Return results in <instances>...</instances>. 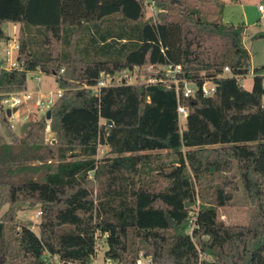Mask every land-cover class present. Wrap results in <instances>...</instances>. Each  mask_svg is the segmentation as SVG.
I'll use <instances>...</instances> for the list:
<instances>
[{
  "label": "trees",
  "instance_id": "16d2710c",
  "mask_svg": "<svg viewBox=\"0 0 264 264\" xmlns=\"http://www.w3.org/2000/svg\"><path fill=\"white\" fill-rule=\"evenodd\" d=\"M174 1L0 0V24L19 27L20 46L19 68L0 65V108L32 73L64 90L49 122L0 136V264H91L100 238L118 264H264V67L251 66L244 24L211 23ZM148 3L156 19L145 18ZM168 65L199 87L214 81L215 94L178 98L163 83L87 89L103 73L150 67L146 78L159 80ZM251 74L247 91L236 77ZM233 170L256 209L248 225L218 220L234 199L224 175ZM37 205L39 235L16 223Z\"/></svg>",
  "mask_w": 264,
  "mask_h": 264
},
{
  "label": "rangeland",
  "instance_id": "374dc122",
  "mask_svg": "<svg viewBox=\"0 0 264 264\" xmlns=\"http://www.w3.org/2000/svg\"><path fill=\"white\" fill-rule=\"evenodd\" d=\"M176 4H184V9L195 10L201 14V16L208 22L219 23L223 21L226 24H234L239 26L246 24V31L244 36V46L250 54L252 68L264 67V13L259 11L260 6H264V0H175ZM158 10L153 4L148 3L146 7L145 18L156 19ZM16 26L6 23L0 24V54L2 55L5 50L8 49L9 44H13L18 41V31L15 29ZM1 33L3 36H1ZM9 38V40H8ZM146 73L155 72L153 68H147L143 70L141 74L144 76ZM42 79L41 83L31 81V76L28 77V89L43 91L45 97L51 96V91L56 90L57 86L53 78L40 76ZM243 87L247 91H251L253 88V78L247 77L243 80ZM9 110V104L3 103L0 108V118L4 114L7 116ZM44 115V111L36 110L33 105H24L15 114L13 119L7 116L10 123L11 130L2 129L0 136L4 142L11 141V133L21 135L23 125L30 120H38ZM50 121V120H49ZM48 121V122H49ZM186 120L180 119V128L184 130ZM52 132L47 131V139L52 140ZM209 149H213L210 147ZM108 149L100 147L97 158H103L107 155ZM228 179H231L235 184L236 189L230 190L233 195V201L226 207L217 209L218 220L228 226H243L248 225L252 215L255 212V206L248 200L246 193L243 189L240 175L237 171L225 172L224 174ZM235 177H232L234 176ZM97 187V184L94 183ZM209 196L206 197L208 201ZM202 198H197V204L194 211L198 210L201 205ZM189 207V206H188ZM16 223L20 227H28L36 235L40 234L39 225L41 223V210L40 206L37 205L33 208H23L17 213ZM107 250V244L104 238H100L97 243V258L103 262L105 260V252ZM143 253L140 254L142 257ZM142 263H150L149 259L140 258ZM55 259L48 260V264H53Z\"/></svg>",
  "mask_w": 264,
  "mask_h": 264
},
{
  "label": "built area",
  "instance_id": "2783aa9c",
  "mask_svg": "<svg viewBox=\"0 0 264 264\" xmlns=\"http://www.w3.org/2000/svg\"><path fill=\"white\" fill-rule=\"evenodd\" d=\"M259 11L264 13V6H260ZM20 46L18 41L14 42L12 45L9 44L7 50L0 54V65L5 70H14L20 67V63L18 61V52ZM160 71L164 73L165 78L158 79H147L146 76L141 74L140 69H135L133 71H127L120 74H116L114 76L107 75L103 73L101 75V79L99 80L98 84L93 87H87L93 91L95 95H100L101 90L108 87H117L122 85H135V84H145V83H163L165 84L168 89H175L178 98L183 95L184 98H189L195 96V94L201 90L204 97H211L215 94L217 85L214 81H205L201 87H199L196 83L189 81L182 77L183 70L181 66H163L160 68ZM230 69L226 68L224 70V76L230 75ZM41 73H32L29 74L31 76V81L37 82L38 84L42 82ZM238 80H242L241 77H236ZM64 94L63 89L57 88L56 90L51 91L50 97H45L43 91L40 89L38 90H30L27 89L22 92L11 93L7 95L6 100L3 103L9 104L10 116L12 119L15 114L20 110V108L26 104L33 105L36 110L44 111V115L46 117L47 112L51 110L52 106L55 102L60 99ZM13 110H17L13 112ZM178 114L179 118L187 119L188 110L179 105L178 107ZM42 116V117H43ZM48 121V120H47ZM102 125H109L105 121H101ZM111 127V126H110ZM192 228L189 229V235L193 236ZM97 254V253H96ZM204 256L200 253V258L202 259ZM105 260L103 262L99 261L97 256L93 258L91 264H118L117 262L104 257ZM138 264H144L141 260ZM146 264V263H145ZM149 264V263H147Z\"/></svg>",
  "mask_w": 264,
  "mask_h": 264
},
{
  "label": "water",
  "instance_id": "95a60500",
  "mask_svg": "<svg viewBox=\"0 0 264 264\" xmlns=\"http://www.w3.org/2000/svg\"><path fill=\"white\" fill-rule=\"evenodd\" d=\"M16 111H17V110H13V112H16ZM51 114H52L51 110L47 112L46 119H47L48 121L51 119ZM7 116H8V117L10 116V111H7ZM111 125H112V123L109 122V126H111ZM188 206H189V205L187 204V207H188ZM167 221H168V223H169L170 226H174V225H175V222H174L169 216H167Z\"/></svg>",
  "mask_w": 264,
  "mask_h": 264
},
{
  "label": "crops",
  "instance_id": "0c3cea01",
  "mask_svg": "<svg viewBox=\"0 0 264 264\" xmlns=\"http://www.w3.org/2000/svg\"><path fill=\"white\" fill-rule=\"evenodd\" d=\"M244 25L246 26V24H244ZM15 29H16V31H18V37H19V27L16 26ZM253 76H254V75L251 74V75H249V76H247V77H252V78H253ZM247 77H246V78H247ZM244 79H245V78H243V79L241 80L242 84H243V80H244Z\"/></svg>",
  "mask_w": 264,
  "mask_h": 264
}]
</instances>
